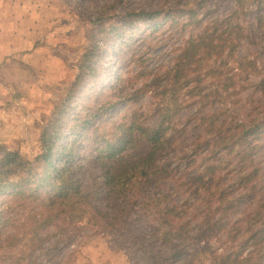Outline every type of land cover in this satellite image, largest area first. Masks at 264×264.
<instances>
[{
	"label": "rangeland",
	"instance_id": "374dc122",
	"mask_svg": "<svg viewBox=\"0 0 264 264\" xmlns=\"http://www.w3.org/2000/svg\"><path fill=\"white\" fill-rule=\"evenodd\" d=\"M140 12L156 16L127 25ZM216 29L215 52L174 85L188 42ZM133 120L160 127L159 172L115 192L95 159ZM54 131L60 147L77 140L53 164L84 191L74 207L34 182ZM147 137L135 131L126 161ZM3 181L0 264H153L156 249L162 264H264V0H0Z\"/></svg>",
	"mask_w": 264,
	"mask_h": 264
},
{
	"label": "trees",
	"instance_id": "16d2710c",
	"mask_svg": "<svg viewBox=\"0 0 264 264\" xmlns=\"http://www.w3.org/2000/svg\"><path fill=\"white\" fill-rule=\"evenodd\" d=\"M133 19H130L128 21L127 25L132 26L135 21H150L153 20L156 15L152 12H140L137 14H133ZM209 30V29H208ZM206 30L203 32L197 39H194L190 42H188L187 46L184 48L183 53L179 59V61L175 64L172 71L169 72V75L172 76V81L174 85H177L182 81V78H184L185 74V68L186 66H189L192 63L193 59H196L198 56H208L211 57V54H213L216 50V44H215V34L217 33V29L214 30V32H208ZM109 42V40H107ZM96 54H99V52L96 51V49L89 50L87 54V58L89 59V62H92L93 59L97 56ZM87 69H89L91 72H94V69L92 65H88ZM81 79V76L79 77ZM83 79V77H82ZM123 133L126 132L125 135V145L123 148H118V146H110L108 150V154L105 156L100 155L95 159V161H99L102 159V162H106L104 164V167H101L102 177L101 179L104 180L107 185L110 186L112 190H115L117 192L121 187H125L128 183L132 182L133 179L140 177H147L149 178V175H152L153 178H155L159 172V167L153 166L156 164V156L158 155V152L162 150L161 142L160 140L162 137V131L160 130V127L151 131L147 129H142L136 126V124L133 122L129 126H123L122 127ZM136 130L145 131L148 134V141L152 145L151 150L149 153L144 157V159H141L138 163H131V161H126L125 156H122V152L126 148L127 144L130 143L135 135ZM246 133V132H245ZM60 133L58 131H54L52 135V142L50 145L44 147V151L42 155L37 157L36 162L42 161V171L43 173H35L34 175V182L44 183V188L49 194V198L51 202L53 203H61L65 199H69L71 197L72 201V207L76 205L75 198L80 196L82 198L84 194H82L84 191L80 190V186H77L74 184V180L70 178L69 168L67 167H53L54 159L55 157H66L68 160H71L72 154L67 153L69 150L73 152V146L77 143V140L72 142L71 146L68 147H60ZM61 137V136H60ZM57 152L55 153V151ZM129 163V165H133V167H126L123 165L125 163ZM151 166V167H149ZM14 170H17V168H14ZM139 172V173H138ZM33 173H29L28 178L21 179L19 182L15 184L16 189L18 191L17 194L20 196H23L26 190V187L30 185V179L32 177ZM138 175V176H137ZM9 180V179H8ZM4 184L0 183V193H2L5 189H11L14 185H8V181H3ZM49 189L51 190L49 192ZM30 196H34V191H28ZM86 196L91 195L89 193V190L85 193ZM88 194V195H87ZM100 194V193H99ZM36 198L41 197L40 195H36ZM61 200V201H60ZM59 201V202H56ZM75 201V202H74ZM91 204V203H90ZM4 217L3 215H1ZM1 217V218H2ZM174 237H178V232L171 233ZM255 234L252 235L251 239H254ZM131 243L132 245L138 246L142 244V247H139L141 250H143V254L148 255L145 251L147 246H144L143 242L145 241V236H140V234L135 233L133 237H131ZM150 252V251H149ZM152 252V251H151ZM156 252L154 255L151 256V260H153V264H162L161 261H165L164 259H169L170 256L164 257L161 256V251L155 250ZM172 254L177 255L178 252L175 250H172ZM151 255V254H150ZM238 261V259H237Z\"/></svg>",
	"mask_w": 264,
	"mask_h": 264
}]
</instances>
